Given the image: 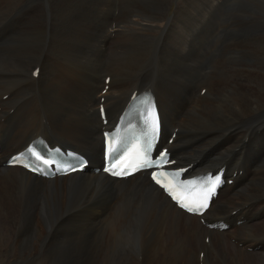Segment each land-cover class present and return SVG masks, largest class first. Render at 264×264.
Returning a JSON list of instances; mask_svg holds the SVG:
<instances>
[{
    "label": "bare ground",
    "instance_id": "bare-ground-1",
    "mask_svg": "<svg viewBox=\"0 0 264 264\" xmlns=\"http://www.w3.org/2000/svg\"><path fill=\"white\" fill-rule=\"evenodd\" d=\"M75 1L56 0L48 23L29 0H0V262L264 264V73L239 65L251 54L238 57L235 46L219 39L222 24L210 31L216 39L188 38L197 0L185 2L184 10L175 0L172 16L167 3L158 2L117 21L90 23L77 18L82 9ZM229 1L214 0L213 14L238 4ZM103 3H110L107 14L112 0ZM164 32L160 61L149 64L156 55L151 40ZM223 47L226 58L214 62ZM232 63L222 80V68ZM152 70L159 75L148 79ZM143 90L154 93L163 131L177 129L170 149L180 163L193 165L192 173L241 171L205 214L208 221L230 223L225 232L208 231L176 210L143 174L120 181L90 173L45 180L3 166L9 154L42 136L97 167L100 132L114 124L133 91ZM100 97L105 126L96 113ZM239 219L244 223L235 227ZM129 236L137 246L124 244Z\"/></svg>",
    "mask_w": 264,
    "mask_h": 264
},
{
    "label": "rangeland",
    "instance_id": "rangeland-1",
    "mask_svg": "<svg viewBox=\"0 0 264 264\" xmlns=\"http://www.w3.org/2000/svg\"><path fill=\"white\" fill-rule=\"evenodd\" d=\"M103 1L104 0H87V1L86 0H84V1L78 0V1H75V3H76L75 9H77V10L82 9L81 13L79 14V17H77V18L82 20V21L84 19L83 22L90 23L93 21L94 18L99 20L100 22L101 21L105 22V20L108 19V17H109L108 20H111V22H112V21H117V19H121L125 14H133V13L135 14L137 12V7H145V6H148V4H150V3H158V2H160V3L166 2L168 5L167 6V8H168L167 14H168V16H172L175 9H176L177 3L182 1V5H183L182 10H184V8H185L184 3L187 2L188 0H184V1L183 0H180V1L176 0L177 3H175L176 2L175 0H172V1H170V0H137V1L136 0H129V1L128 0H112L111 9H110L109 13H107V14L102 13V12L106 9L108 10L110 3H108V5L106 6V4L103 3ZM50 2H51V4H49ZM57 2L60 3V0H57ZM197 2L199 4L198 9H197L196 13L191 17L190 21L188 22V23H191L189 26L190 27L192 26L191 30H189L190 27L187 30V34H189L188 38H198V41L200 39H203V38L205 40L206 39H213L214 37L211 34V32L216 28L217 25L222 24L221 25V27H222L221 31L222 32L220 33L219 39L223 38L226 40V42H230V44H232V47L235 46L234 51H236V54L238 57L247 58V56H246L247 53L251 54L249 59L248 58L246 59V62H244L243 64H241L239 62V65L241 67H243V70L258 72V74L261 72L264 73V64H263L264 63L263 62L264 61V0H236V2H235V0H233V1L230 0L229 4H232V3H238V4L235 5L234 7L226 10V11H223V13L221 12L219 14H217V13L213 14L214 9H211V5L214 3V0H197ZM31 3L33 5L39 7L41 10L40 16L39 15L37 16L38 19L43 20V21L48 22V23L52 21V15H53V11H54L53 6H55L56 0H47V1L46 0H43V1L42 0H33V1L29 0V5L33 6V5H31ZM44 3H46V4H44ZM136 3H138V4H136ZM88 5H90V6H88ZM43 7H44V9H43ZM117 10H118V15H117V13H115V16H117V17H116V19H114L113 14ZM113 24H115V23H113ZM205 25H207V27ZM196 27H197V29H196ZM174 30H175V28H174ZM2 32H0V34ZM168 32H164V33L159 34V36L154 37L155 39L152 38L151 44H150L151 49H149V51L151 53H153L155 51L156 55L153 56L154 58L152 57L150 59L149 64H151L154 60L155 61L157 60L158 62L160 61L161 50H157L158 48H160V47H158V43H160L159 40L162 41L163 39H165L167 37ZM214 39H216V38H214ZM236 42H237V44H236ZM154 48H155V50H154ZM224 48L225 47L218 48L216 50V52H215L216 58H214L215 59L214 62L217 59L226 58L225 55L223 56L220 54V51H222ZM251 58H252V60H251ZM233 63L231 65L232 68L231 67L229 69L222 68L223 69L221 71L222 72V77H221L222 80L227 79V76H228L227 72H229V70H231V69L234 70L233 69ZM256 69H258V70H256ZM150 71H151V69H150ZM149 75H148V79H152V77L154 75H155V77H157L159 75V73L155 72V70H152L151 74H149ZM202 79L203 78H201L200 80H202ZM251 81H253L252 83L254 84V82L256 80H251ZM258 210H261V207L258 208ZM10 214L12 217L16 216L15 212H13V211H10ZM261 217H262V219H264V214H262ZM6 226L9 227L8 224ZM68 239H71V235L68 236ZM137 243H138L137 238H135L134 236L133 237L129 236L124 241V244H128L129 246L133 245V247L137 246ZM0 264H2V263L0 262Z\"/></svg>",
    "mask_w": 264,
    "mask_h": 264
},
{
    "label": "snow or ice",
    "instance_id": "snow-or-ice-1",
    "mask_svg": "<svg viewBox=\"0 0 264 264\" xmlns=\"http://www.w3.org/2000/svg\"><path fill=\"white\" fill-rule=\"evenodd\" d=\"M38 71H39V70H36V72H34L33 74H34V75L38 74ZM161 155H162V158H163V156H164L165 154L162 153ZM38 158H39V157H38ZM45 162L47 163V161H45ZM153 163H155V162H153ZM26 166H27V165H26ZM116 174H118V173H114V175H116ZM216 179H217V181H218V180H219V177H217ZM157 183H159L158 180H157ZM181 206H184V205H181ZM205 206H206V205H205ZM188 210H189V211H193V209H192L191 207H189ZM197 210H199V209L197 208Z\"/></svg>",
    "mask_w": 264,
    "mask_h": 264
}]
</instances>
